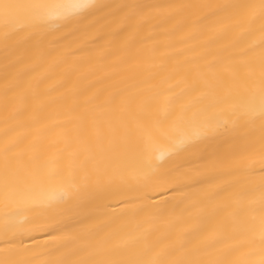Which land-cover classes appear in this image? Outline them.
I'll use <instances>...</instances> for the list:
<instances>
[{
    "label": "snow or ice",
    "instance_id": "1",
    "mask_svg": "<svg viewBox=\"0 0 264 264\" xmlns=\"http://www.w3.org/2000/svg\"><path fill=\"white\" fill-rule=\"evenodd\" d=\"M103 7L98 0L55 4L50 0H0L5 47L9 41L21 49L35 42L42 55H55L44 47L47 37L62 30H88L91 26L85 22ZM125 7L129 11L122 23L135 21L130 33V39H135L151 13L138 5ZM185 7L167 5L163 9L171 17ZM213 15L246 23L233 38L234 51L228 55L217 52L212 62L196 69L195 77L186 75L175 85L179 92L170 85L161 118L139 123L130 133L134 137L130 153L97 162L90 154L80 159L79 153L73 152L63 164L60 157L41 160L32 146L22 147V137L5 141L0 148V197L5 207L13 212L65 203L70 207L57 210L68 221L47 246V259L19 258L13 247L6 246L0 249V264H264V0L217 5ZM205 19L200 18L199 23ZM207 27L223 34L215 25ZM198 30L194 26L193 34ZM195 93L198 95L193 98ZM185 97L190 99L184 102ZM257 121L258 179L250 161L255 148L251 134ZM183 153L188 154L186 163H203L183 172L184 164H180L161 175L160 162ZM226 165L234 179L215 183L216 173ZM201 176L211 179L200 180ZM157 179L176 186L177 191L193 183L207 185L194 193L182 192L181 203L187 200L196 210L197 222L191 228L180 226L186 209L177 214L175 208L163 205H134L125 214L145 216L153 226L146 229L137 224L128 230L125 223L99 213L97 200L86 195L116 182L148 188ZM221 211H228L226 220L211 230L203 226L204 218ZM10 231L15 234L6 225V238ZM5 243L10 245L11 241L6 239Z\"/></svg>",
    "mask_w": 264,
    "mask_h": 264
},
{
    "label": "bare ground",
    "instance_id": "2",
    "mask_svg": "<svg viewBox=\"0 0 264 264\" xmlns=\"http://www.w3.org/2000/svg\"><path fill=\"white\" fill-rule=\"evenodd\" d=\"M50 2L55 4L62 0ZM234 2L236 0H98L104 7L85 22L91 26L88 30H62L47 37L44 47L55 55H42L35 42L21 49L9 41L5 47L0 27V148L6 140L22 137V147L32 146L41 160L60 157L63 164L73 152L79 153L80 159L90 154L97 162L130 153L134 148V137L130 133L139 123L161 118L164 96L170 85L174 92H179L175 85L186 75L195 77L196 69L212 62L217 52L228 55L234 51L233 38L247 27L246 23L213 15L215 6ZM128 5L141 6L146 13H151L142 22L135 39H130L135 21L122 23V17L129 11L125 7ZM167 5L187 7L168 17L163 9ZM157 6H161V10H157ZM202 17L206 19L201 24ZM208 25H215L223 34L210 32ZM194 26L199 29L195 34ZM241 94H244L242 89ZM195 95L198 93L193 94V98ZM188 99L185 97L184 102ZM251 135L255 148L250 161L258 179L261 166L259 121ZM187 155L162 160L161 175L174 171L180 164H184L180 169L183 172L203 163L199 160L186 163ZM216 177L215 183L234 179L227 165ZM206 186L193 183L177 191L176 186L164 179L155 180L148 188H138L134 182H116L103 190H90L86 195L97 200L99 213L125 223L128 230L135 229L137 224L146 229L153 226L145 216L132 218L125 214L134 205H163L175 208L177 214L186 209L185 221L180 226L191 228L197 222L196 210L187 200L181 203L182 192L194 193ZM225 200L226 197L222 198L221 203ZM69 207L70 204L65 203L13 212L0 197V249L11 246L20 254L19 258L47 259L44 255L47 246L68 221L66 216L58 215L57 210ZM189 212L193 214L191 217ZM227 217L228 211H221L204 218L202 224L211 230ZM6 225L15 230V234L10 231L7 238ZM6 239L11 241L10 245H6ZM2 258L3 252H0Z\"/></svg>",
    "mask_w": 264,
    "mask_h": 264
}]
</instances>
